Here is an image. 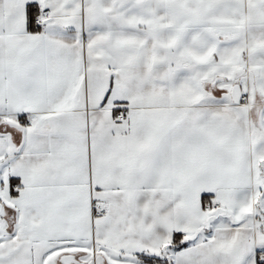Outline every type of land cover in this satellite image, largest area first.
I'll list each match as a JSON object with an SVG mask.
<instances>
[{"label": "snow or ice", "instance_id": "snow-or-ice-1", "mask_svg": "<svg viewBox=\"0 0 264 264\" xmlns=\"http://www.w3.org/2000/svg\"><path fill=\"white\" fill-rule=\"evenodd\" d=\"M0 264H264V0H0Z\"/></svg>", "mask_w": 264, "mask_h": 264}]
</instances>
